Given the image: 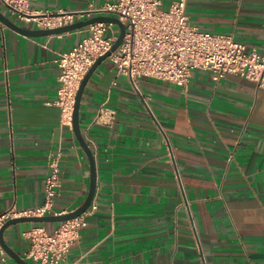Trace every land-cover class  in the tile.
<instances>
[{"label": "crops", "instance_id": "0c3cea01", "mask_svg": "<svg viewBox=\"0 0 264 264\" xmlns=\"http://www.w3.org/2000/svg\"><path fill=\"white\" fill-rule=\"evenodd\" d=\"M109 1L31 0L30 8L53 13ZM184 1L197 29L264 53V0ZM0 12L37 29L2 4ZM88 34L82 27L31 37L0 21V213L42 203L55 154L60 186L47 215L72 211L87 195V156L53 102L54 60ZM102 104L115 111L110 123L95 121ZM78 119L95 159L94 208L59 264H264V88L200 68L184 87L148 77L133 85L104 60L84 87ZM58 223H17L3 238L36 264L24 258L30 241L22 233ZM5 261L16 264L6 253Z\"/></svg>", "mask_w": 264, "mask_h": 264}, {"label": "built area", "instance_id": "2783aa9c", "mask_svg": "<svg viewBox=\"0 0 264 264\" xmlns=\"http://www.w3.org/2000/svg\"><path fill=\"white\" fill-rule=\"evenodd\" d=\"M30 1L0 0V4L9 16L36 28L59 27L97 15H111L123 22L122 40L105 60L115 67L117 74L126 75L133 85L137 78L148 77L184 87L191 71L200 68L211 70L217 78L226 73L237 74L264 88V53L235 41L231 35L197 29L188 22L184 0L172 1L167 9L161 8V0H112L98 5L88 3L77 10L57 9L53 13L32 10ZM85 27L89 34L54 60L60 74L53 104L60 108L61 123L69 127L80 81L94 61L110 49L117 36L111 23L93 22ZM114 116L115 111L102 104L95 121L107 124ZM48 169L42 203L22 211L12 207L5 209L0 213V228L10 218L44 216L52 212L60 186L58 154L51 155ZM90 207L94 208L90 204L79 216L59 222L52 231L41 225L24 231L23 236L30 241L24 258L36 264H59L79 239L80 229L85 224L83 216L89 213ZM0 264H7L1 246Z\"/></svg>", "mask_w": 264, "mask_h": 264}, {"label": "water", "instance_id": "95a60500", "mask_svg": "<svg viewBox=\"0 0 264 264\" xmlns=\"http://www.w3.org/2000/svg\"><path fill=\"white\" fill-rule=\"evenodd\" d=\"M0 21L10 27L11 29L22 33L27 36L36 37V36H43V35H53V34H61L69 31H73L76 29H80L82 27L87 26L90 23L93 22H107L111 23L113 25H116L118 28V33L116 36V39L112 43L110 49L104 53L103 55L99 56L94 63L91 65V67L88 69L82 80L80 81V84L77 88V91L75 93L74 103H73V109H72V120H71V128L73 130V133L76 137V140L78 141L80 147L84 151L85 155L87 156L88 163H89V186L87 195L84 199V201L75 209L72 211L58 214V215H44V216H21V217H14L7 219L5 223L0 228V246L4 250V252L10 256L16 264H27V262L15 251H13L4 241L3 238V232L6 228H8L11 225L22 223V222H61L64 220H68L71 218H74L76 216H79L82 212H84L91 204L94 193H95V186H96V169H95V159L93 152L91 148L88 146L85 138L81 134L80 127H79V105L80 100L82 97V93L84 90V87L89 80L91 74L93 71L97 68V66L103 62L106 57L113 52L117 46L120 44L123 34H124V24L121 22L118 18L111 16V15H97L93 16L88 19H82L75 21L71 24L59 26V27H53V28H37V29H31V28H25L21 27L17 24H15L13 21L8 19L3 13L0 12Z\"/></svg>", "mask_w": 264, "mask_h": 264}, {"label": "rangeland", "instance_id": "374dc122", "mask_svg": "<svg viewBox=\"0 0 264 264\" xmlns=\"http://www.w3.org/2000/svg\"><path fill=\"white\" fill-rule=\"evenodd\" d=\"M115 28H117V26L116 25H113Z\"/></svg>", "mask_w": 264, "mask_h": 264}]
</instances>
